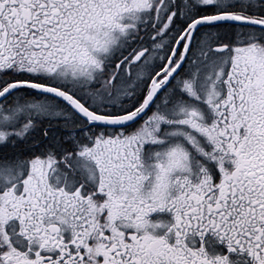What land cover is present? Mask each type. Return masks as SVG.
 <instances>
[{
	"label": "flooded vegetation",
	"instance_id": "af4514ba",
	"mask_svg": "<svg viewBox=\"0 0 264 264\" xmlns=\"http://www.w3.org/2000/svg\"><path fill=\"white\" fill-rule=\"evenodd\" d=\"M156 1L0 0V264H264V158L237 138L264 129V32L223 23L217 93L189 96L186 118L174 103L196 58L169 76V52L152 65L150 35L135 45ZM197 28L194 55L219 34ZM151 86L145 114L116 123Z\"/></svg>",
	"mask_w": 264,
	"mask_h": 264
},
{
	"label": "rangeland",
	"instance_id": "374dc122",
	"mask_svg": "<svg viewBox=\"0 0 264 264\" xmlns=\"http://www.w3.org/2000/svg\"><path fill=\"white\" fill-rule=\"evenodd\" d=\"M162 1L163 0H159L154 3L153 7L157 5L158 8H156L155 11L154 10L151 11V16H152L151 20L149 18L146 21H144V23L140 20L138 21V23L135 19L133 20L134 21L133 23H136L138 26L137 34L134 33L136 47L138 46L137 37L142 39L145 33L150 35L149 36L150 38L148 37V39L150 40V43H146L145 45V48H147L148 50L145 61L151 62L152 65H156V63H159V62L160 63L165 62L164 56L166 55L167 52H169V48H171L172 45H170L169 41L168 43H166V40H165L164 35L162 34V31L164 27L169 26V29H170L171 24H175V22H178V20L182 19L181 18L182 16L180 17L181 7L182 8L184 7L189 8L193 6L202 7V8L211 7L213 10H219V9L231 10L232 8L234 9L233 5H231L232 2L229 0H181V1L180 0H164L163 2ZM178 1H180L181 3L179 8L177 4ZM239 1L246 3V5L245 4L243 5L245 9L247 10V12L255 13L259 11V9L262 10V8L259 5L258 0H239ZM235 6H238L237 8L241 7L240 5H235ZM148 10H151V9H148ZM235 12L238 13V15L245 14V13H241L237 11ZM163 23L165 24L163 25ZM213 29H218V28L217 27L212 28L207 25H203L199 27L198 31H200L201 33V32H208L209 30H213ZM209 35L210 34L204 37L203 45L205 47H208L209 44L214 42L213 40L214 36L211 35L209 37ZM126 43H127V39L124 40V44H122L120 47L124 45L123 49L125 50H132L134 48V44L130 43L131 46H128L126 45ZM260 53L264 54V49H263V52H260ZM213 55H216V54H213ZM178 58H179V55L174 57V59L172 60V63L173 64L176 63ZM226 63H227V57H225L224 55H221L220 58H217L213 62H211L209 67L204 68V71L201 74L202 79L197 78L199 76L200 67L196 68L192 66L191 70L193 72L197 71V77L194 76V78L198 82L193 86L192 85L193 81L190 75H187V80L183 81V88H182L183 93L181 94V96L182 98L186 97L188 101H176V103H174L175 109L179 111L178 113H183L186 116V118H189L191 116V118L194 119V117L191 115L193 110L192 108H190V105H189V93H188L189 84L191 83L190 88L192 91L193 90L197 91V88H198L199 93L201 95L203 96L207 95L209 97L213 96L214 92H211V90H214L218 83V80H214V76L216 75L217 77L218 74L222 72V70H225ZM187 74H189V72H187ZM219 83H220V80H219ZM202 84H204V86H207V88L201 87ZM255 132H257V130L248 131V133H250L249 138L245 137L246 134L248 135V133H240L239 137L237 136V138H240L241 140H243V147L245 149V151L243 150V152H245V154H242V155L244 156V160L259 159V155L257 153L253 155L254 150H255L254 148L263 147L264 136L256 134V136L260 138L258 139L256 136H254ZM202 138H205L208 141H210V139H208V136L206 135H203ZM212 138H213L212 143L214 144L216 142V139H214V137ZM248 139H251V141L247 143ZM192 140H193V137H192ZM226 143H227L226 147L228 148L229 152L232 153L231 149L235 143L230 142V144H228V140L226 141ZM235 145L237 149L238 145L240 144L237 142V144Z\"/></svg>",
	"mask_w": 264,
	"mask_h": 264
},
{
	"label": "water",
	"instance_id": "95a60500",
	"mask_svg": "<svg viewBox=\"0 0 264 264\" xmlns=\"http://www.w3.org/2000/svg\"><path fill=\"white\" fill-rule=\"evenodd\" d=\"M235 21V22H240V23H250V24H257L259 26L264 27V23L258 20H253L250 18H240L238 16H235L234 14H229V13H220V15H215V16H208L205 18H199L197 19V21L194 22V24H192L193 27L197 26V24L199 23H206L208 21L210 22H216V21ZM185 48V47H184ZM156 90L152 87L150 89L149 94L146 96L145 101L142 102V104L140 106H138L136 109H134L133 111H131L128 114L122 115L120 117L114 118L116 119L115 122L116 123H127L130 122L132 120L137 119L138 117H140L141 115H143L145 113V111L147 110V108L150 106L152 99L154 98L155 94H156ZM100 121L103 122H112V120H109L107 118H100Z\"/></svg>",
	"mask_w": 264,
	"mask_h": 264
},
{
	"label": "trees",
	"instance_id": "16d2710c",
	"mask_svg": "<svg viewBox=\"0 0 264 264\" xmlns=\"http://www.w3.org/2000/svg\"><path fill=\"white\" fill-rule=\"evenodd\" d=\"M182 26H180V28H181Z\"/></svg>",
	"mask_w": 264,
	"mask_h": 264
}]
</instances>
